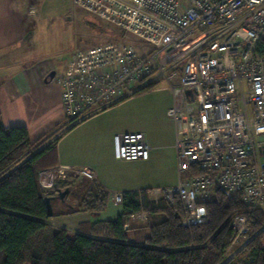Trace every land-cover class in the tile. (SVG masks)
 I'll use <instances>...</instances> for the list:
<instances>
[{
  "label": "built area",
  "instance_id": "obj_1",
  "mask_svg": "<svg viewBox=\"0 0 264 264\" xmlns=\"http://www.w3.org/2000/svg\"><path fill=\"white\" fill-rule=\"evenodd\" d=\"M74 2L115 27L120 37L76 52L65 74L54 79L63 91L66 121L79 123L142 89L164 84L173 94L167 116L176 125L179 182L150 189L149 201L165 200L172 207L179 201L186 229L208 220L206 203L220 189L239 195L253 211L264 208V55L259 54L264 0ZM150 153L143 133L114 138L117 160L148 161ZM96 177L91 168L58 165L42 171L39 182L50 189L57 182ZM113 198L123 204L124 194ZM133 218L145 222L148 217ZM231 227L230 250L250 233L249 217L237 215Z\"/></svg>",
  "mask_w": 264,
  "mask_h": 264
},
{
  "label": "trees",
  "instance_id": "obj_2",
  "mask_svg": "<svg viewBox=\"0 0 264 264\" xmlns=\"http://www.w3.org/2000/svg\"><path fill=\"white\" fill-rule=\"evenodd\" d=\"M259 54L264 55V38ZM54 153L55 142L34 148L25 126L0 129V264H264V208L253 211L239 195L221 189L206 203L208 220L192 229L181 226L179 201L174 207L165 200L155 204L142 191L124 193L123 213L113 221L82 224L75 235L56 231L48 223L45 198L69 188L67 203L72 205L70 198L73 208L54 203L61 207L55 216L71 215L104 211L109 193L80 178L43 188L40 173L52 168L46 161ZM141 213L149 219L144 246L129 243L127 234L128 222ZM240 214L249 217L250 242L229 259L235 239L231 224ZM247 252L251 259L242 261Z\"/></svg>",
  "mask_w": 264,
  "mask_h": 264
},
{
  "label": "crops",
  "instance_id": "obj_3",
  "mask_svg": "<svg viewBox=\"0 0 264 264\" xmlns=\"http://www.w3.org/2000/svg\"><path fill=\"white\" fill-rule=\"evenodd\" d=\"M33 35L31 28L27 25H0V129L7 131L13 127L25 126L28 130L29 141L34 145V148L43 144L40 150L55 142V155L47 159V167L66 165L93 169L97 176L95 181L109 193L107 206L111 202V198L113 204L118 205L114 202V193L142 192L156 187L177 185L179 175L175 149L176 125L171 119L174 129L169 139L165 135L159 134L148 138L146 136V138L151 146V153L156 149L162 150L161 148L173 150L177 175L175 182L162 186H152L148 183L144 174L128 170L130 165L149 163L151 153L148 161L127 162L115 158L114 138L117 134L143 133L146 135L145 130L139 125L130 130L128 125L118 120L120 116L116 115L119 108L135 100L136 95L145 89H142L133 97L117 102L79 123L70 124L66 121L62 88L57 83L45 82L46 77L52 71L56 72V77H60L65 74L67 68L58 76L57 68L53 64L45 63L39 59L26 62L23 58L19 60L13 54V50L15 51L14 46L26 45ZM151 90H153L152 92H160L167 89L155 88ZM146 94L144 93L142 96H146ZM172 105L173 94L171 92L169 107ZM166 142L167 145L162 146ZM68 202L71 203L69 200ZM120 205L122 209L118 210V216L123 213V204ZM54 207L55 211L61 208L58 203H54ZM101 213L103 212L58 215L49 218L48 223L52 225L53 219L58 220L63 217L79 218L77 228L75 226L72 229L63 227V229L75 235L81 233L80 227L82 224L113 221L110 218L108 220L101 219ZM147 220L141 223L147 226L149 219L147 218ZM132 221L137 223L132 218L127 225L129 229H132L130 226ZM54 229L59 231L62 228L54 227ZM250 259L251 257L245 260L249 261Z\"/></svg>",
  "mask_w": 264,
  "mask_h": 264
},
{
  "label": "rangeland",
  "instance_id": "obj_4",
  "mask_svg": "<svg viewBox=\"0 0 264 264\" xmlns=\"http://www.w3.org/2000/svg\"><path fill=\"white\" fill-rule=\"evenodd\" d=\"M0 25H27L33 32V37L28 43L13 47V54L19 60L26 62L39 59L45 63L56 66L57 75L67 68L73 56L78 51L90 50L119 39L118 30L109 23L91 15L75 5L74 0H0ZM131 43H136L135 38L129 37ZM151 49V47H149ZM53 83L56 84L55 81ZM160 84L156 88H164ZM155 88H146L139 92L135 100L126 103L119 108L116 115L130 130L139 125L146 132L147 138L154 135H165L169 139L174 126L167 111L170 108L171 92L162 90L152 92ZM147 93L146 96L142 94ZM173 121V120H172ZM174 122V121H173ZM167 145L163 143L162 146ZM151 153V161L147 164L139 163L130 165L128 170L138 171L144 174L148 183L152 186H162L177 180L175 172V158L173 150L161 148ZM121 169V168H120ZM71 202V199L68 198ZM72 203V202H71ZM120 204H113V199L101 216V219L115 220ZM148 221V220H147ZM79 218L53 219L52 225L56 228H77ZM132 229L127 231L128 242L144 246L149 231L147 226L140 221L130 223ZM247 237L233 249L228 257L233 256L242 247ZM250 257L246 253L242 261Z\"/></svg>",
  "mask_w": 264,
  "mask_h": 264
},
{
  "label": "water",
  "instance_id": "obj_5",
  "mask_svg": "<svg viewBox=\"0 0 264 264\" xmlns=\"http://www.w3.org/2000/svg\"><path fill=\"white\" fill-rule=\"evenodd\" d=\"M56 77V72L52 71L49 73V75L46 77L45 82L46 83H51L54 81ZM189 94L192 95V92L189 91ZM70 193V189H65V190H59L58 195L56 197H47L45 198V205H46V211H47V217L48 218H53L56 215L55 207H54V202H59L62 204L67 205L70 208H73L72 205L67 203V196Z\"/></svg>",
  "mask_w": 264,
  "mask_h": 264
},
{
  "label": "flooded vegetation",
  "instance_id": "obj_6",
  "mask_svg": "<svg viewBox=\"0 0 264 264\" xmlns=\"http://www.w3.org/2000/svg\"><path fill=\"white\" fill-rule=\"evenodd\" d=\"M59 203V202H58Z\"/></svg>",
  "mask_w": 264,
  "mask_h": 264
}]
</instances>
